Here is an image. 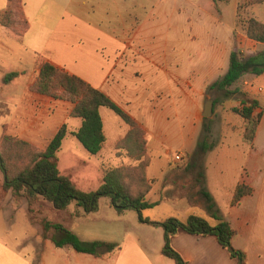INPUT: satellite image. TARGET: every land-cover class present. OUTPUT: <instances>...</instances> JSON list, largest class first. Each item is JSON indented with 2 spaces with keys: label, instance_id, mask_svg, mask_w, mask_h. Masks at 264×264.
Here are the masks:
<instances>
[{
  "label": "rangeland",
  "instance_id": "obj_1",
  "mask_svg": "<svg viewBox=\"0 0 264 264\" xmlns=\"http://www.w3.org/2000/svg\"><path fill=\"white\" fill-rule=\"evenodd\" d=\"M116 1L120 2V0L114 2ZM245 1L240 0L242 5L245 4ZM71 2L72 0H57L56 3L45 0L36 2L28 0L27 13L30 15L32 23L30 25L28 22V30L25 35L26 46L32 45L31 49L39 52L43 47V41L48 37L49 30L52 29L63 10L73 5ZM146 2L148 17L143 27L144 31L141 32L139 38L141 44L145 46L147 56L153 55L156 63L139 58V61L127 66L122 82L128 87H133L132 90L139 92V95L135 97L134 91H132V104L134 103L132 112L136 116L140 115L142 122L150 130L156 129V119L159 120L157 128L160 135L155 150L151 154L152 164L149 169V176L160 178L162 181L169 172L177 173L179 177L176 176L173 179L174 182L172 181L175 187H178L177 191L182 194H194L200 184L194 182L195 176L183 171L187 156L194 150L190 149V145L189 147L183 145V142L186 141L185 135L188 130L187 126L191 121L192 110V106L186 104V93L188 92L189 98H194L199 86H204V84L222 77L228 70L233 47L238 48L242 58H248L262 50L260 47L252 46L247 42L242 25H237V23L238 17L246 21L253 14H255L254 18L264 22V6L255 5L251 9L247 7L240 13L238 9L236 27H234L233 32V27L223 26L221 22L220 10L224 5L220 0H146ZM119 11H123L122 7ZM141 12L143 11L141 10ZM113 16L115 19L116 14ZM85 34H83V44L80 47L70 49V56L66 61L71 63L75 69L97 72V77L100 72V63L93 58L94 48L97 44L110 42L102 39L98 43L92 33ZM72 35L74 37L73 33ZM37 37L39 40H35ZM5 45L8 48L0 46V88L4 89L0 91V137L3 134L27 137L32 133V129L29 127V114L27 112L29 103L27 101L34 93L30 88L36 80L38 72L36 69L32 70L33 56L24 51L21 45L18 46L10 41H7ZM107 51L110 53L112 47H109ZM164 56L167 57L166 61ZM36 57L42 60V56L38 53H36ZM176 61L178 62L175 63ZM20 70L23 73H20ZM136 70L141 73L139 79L133 75ZM16 71H19L17 72L19 73L18 77L7 82L4 81L6 75ZM192 71L195 73L194 77ZM175 74H178L182 79L179 84L174 79ZM187 80L194 82L195 92H191L186 87L185 82ZM134 84L137 86L135 89ZM209 85L211 84H207L205 87L204 100L208 101L214 96L213 114L208 118L209 140L214 143V148L204 156L202 166L204 170L207 169L209 191L216 200L217 209L223 215H227L231 192L230 185L236 182L240 167L246 164L249 171H244L242 176L249 175L251 181H253L252 179L257 180V175L254 174L250 166L251 161L246 156L249 145L242 139L246 121L234 110L247 107L252 101H256L258 104L253 110L252 117L258 123L257 131L259 129L260 140H264V74L255 78L251 75L244 76L232 86L239 92L229 99H224L214 90H209ZM216 100L218 102L214 106ZM60 102L69 105V102ZM101 116L107 140L99 154L90 155L76 139L69 135L63 140L64 142L57 154L61 174L70 178L74 185L83 191L98 189L102 180V165L117 166L120 161V158L115 156L114 142L123 134L120 125L124 126L125 124L119 116L107 108L101 109ZM61 118V115L56 112L52 120L46 123L45 131L49 136L53 134ZM200 121V131L198 130V134H196V144L201 136L204 118L201 117ZM69 125L71 128H78L80 120L70 119ZM196 125L198 124L196 123ZM66 128L69 132L67 125ZM179 151H182L185 160L174 163V156L179 154ZM220 153L227 155L222 161H219L224 169L221 175L215 169L217 168L215 157ZM124 161L130 162L126 158ZM2 182L3 174L0 171V242L26 256L31 264H39L36 258L33 259L32 252L36 247L39 249L40 246L35 237V229L38 233L37 236H40V227L36 225L34 229L30 225L25 213V200L16 202L10 193H2ZM169 182H165V187L173 189ZM156 188L159 191L156 197L165 204L148 210V214L145 215L155 219L177 218V216L183 218L185 213L182 212L187 210V207L178 202L175 192H166L162 182ZM196 199L200 205L205 204L203 196L199 198L197 196ZM109 205V198L102 197L99 201L100 211L89 212L76 219L74 216L70 221L79 225V228L76 229L78 232L82 233L83 230L91 227L94 232L93 237L97 240L122 244L126 235L124 231H121L124 227L129 226L132 221L127 218L126 225L115 222L117 213L113 208H109ZM11 206H15L14 211ZM72 207L73 205L70 208L71 213H73ZM38 208L39 212H42L52 222H63L64 224L68 221L65 211L58 212L47 203L36 205L35 209ZM168 209L171 210L168 211ZM194 210L192 212H195ZM170 211L172 212L169 213ZM134 213V211H129L128 216L135 215ZM68 228L70 229V227ZM116 228L119 229L117 233H111ZM48 243L49 247L55 251L53 244ZM159 243L160 240L153 239V246Z\"/></svg>",
  "mask_w": 264,
  "mask_h": 264
},
{
  "label": "crops",
  "instance_id": "obj_2",
  "mask_svg": "<svg viewBox=\"0 0 264 264\" xmlns=\"http://www.w3.org/2000/svg\"><path fill=\"white\" fill-rule=\"evenodd\" d=\"M27 1L28 0H22V8L27 23L29 22L31 25L32 20L30 15L27 13ZM31 1L36 2L38 0ZM45 1H52L53 3H56L57 0ZM114 1L115 0H72L71 3H73V5H70L68 8L66 7L63 10L61 16L52 26V29L49 30L48 37H46L43 41V47L39 52L33 51L31 49L32 45H29L28 47L26 46L25 35L27 33L28 26L26 31L21 36H18L9 29L0 25V46L8 48V46L5 45L7 41L16 43L18 46L21 45V48H23L24 51L29 52L33 56L32 70L36 69V72L39 71V67L42 63L49 62L70 74L80 77L106 94L119 108L130 115L136 123L144 129L148 140L147 149L150 157V165L147 168V177L156 180L155 185L148 194L147 198L149 202H157L158 205L151 209L142 211L143 218H147L155 222L164 220V218L155 219L149 218L145 215L148 214V210L158 208L160 205L165 204L161 199L156 197L159 192L156 187L162 182L163 189L165 188L164 190H166V192H175V197L178 202L185 204L187 207V210L182 212L183 214L185 213L183 218L177 216L178 219L185 221L192 213L205 218L211 225H216V221L206 212L205 204L200 205L196 199L197 196L198 198L200 196L202 197L200 193L202 188H205L206 191L210 193L207 169H205V180L199 185V188L194 191L195 197L193 193L182 194L180 191H177L178 187H175L174 183H172V181L174 182L173 179H175L177 173L169 172L165 175L162 181L160 178L149 176V169L152 164L151 154L155 150L158 136L160 135L157 128L159 120L154 118L156 119V129L150 130V128L142 122L141 116H136V114L132 112L134 104H132L133 95L136 97L139 95V92L138 90H132L133 87H128L122 82L124 71L127 66L131 63H136L139 61V58H142L147 62L156 63L153 55L147 56L145 46L144 44H141V39L139 38L141 32L144 31L143 27L146 24L148 17V14L146 13L147 2L146 0H120L119 3ZM220 1L224 5L220 10V13L222 14L221 22L223 26L233 27L234 32L240 0ZM253 6H249L250 9ZM121 7L123 9L122 12L119 11ZM7 8L8 0H0V14L6 11ZM130 8L133 9L131 10ZM141 10L143 12H141ZM115 14L116 18L114 19L115 16L113 15ZM254 15L255 14H253V16ZM72 33L74 34V37ZM84 33H86L85 35H87V33H92L98 43H100L102 39L110 42L97 44L94 48L95 53L93 58L100 63V72L97 77V72L93 73L92 71H81L75 69L71 63L66 61L68 56H70V49H73V47H80L83 44ZM245 38L247 39V42L252 44V46H258L264 50V44L249 40L247 37ZM35 40H39V37ZM109 47H112V51L110 53L107 51ZM36 53L42 56V60L36 57ZM163 58L165 61L167 60L166 56ZM177 62L178 61L175 63ZM20 73L23 72L20 70ZM194 74V71H192L193 77ZM133 75L137 79L141 77L139 70H136ZM255 77L257 76H254V78ZM174 79L178 84L182 81L178 74L174 75ZM216 80L208 82L207 84H212ZM207 84L199 86L198 90L195 92L194 82L190 80L185 82L186 87L191 92H195L194 98H189L187 94L188 92L186 93V104L192 106V110L190 114L191 121L187 126L188 130L185 135L186 141L183 142V145H187V147L190 145V149H194L196 145V134H198V130L200 131V120L201 117H203L202 113L206 103L204 96ZM135 88H137L136 84H134V89ZM3 90V88H0V91ZM132 91H134L133 95ZM31 96L32 97L28 98L29 100L27 101L29 103L27 112L29 114V127L32 129V133L27 137H23L21 135L19 137L35 146L43 148L54 136L57 130L63 125H67L69 128L68 135L72 137L70 133L77 130L81 125V121L78 128H71V125H69L70 119H76L69 117L73 104L69 103V105H64V102L62 103L37 93H32ZM260 105L262 104L260 103ZM152 109L154 108L152 107ZM56 112H58L62 118L57 123L53 134L49 136L45 131V125L49 120H52ZM196 123L198 125H196ZM103 128L107 140L104 122ZM120 128H122L123 134L114 142V144L123 138L128 131V126L126 124L124 126L120 125ZM178 153V155L181 156V160H185L182 151H179ZM225 156L227 155L220 153L215 157L217 165V168L215 169L220 175L223 173L224 169L219 161H222ZM246 156H248L249 161H251V169H253L254 174L257 175V180L252 179V193L249 196L244 197L238 205L230 206V201L235 187L241 180L244 171H249L248 166L244 164L238 170V178L236 182L230 185L231 192L228 202L229 211L227 215H223L220 210L219 213L226 221L229 222L230 226L235 231L231 242L232 247L245 254L244 264H264V140H260L259 138V129L256 132L253 142L249 145V150L246 152ZM124 159L125 158H120L117 166L130 164V162L126 163ZM175 162L176 159L174 156V163ZM178 177L179 176H177V178ZM166 181H170L169 183L173 189H167L165 187ZM194 182L197 183L196 178H194ZM2 193L8 194L3 191V188ZM212 198L215 202V198L213 196ZM72 205L73 213L70 211ZM109 208H112L111 205H109ZM11 209L14 211L15 206H11ZM191 209H195V212H192ZM169 210L171 209H168V211ZM57 211L60 212V210ZM64 211L68 220L66 222L68 227H70V230H72L80 239L84 241L97 240V238L93 237L94 232L91 227H88L81 233L76 230L79 228V225L77 223H73L74 221H70L74 216L76 219L86 214L83 210H81V208L77 207L75 203H72ZM98 211H100V208H98ZM128 212L129 211H125L121 214L116 212L117 217L115 222L125 223L126 225L128 219L132 221L130 225L127 226L128 228L124 227L121 231H124V234L126 235L123 243L119 244L116 242L119 245L117 249L99 258L89 254L78 253L70 247L56 248L53 245L55 251L52 250L48 243L50 241H43L41 232L39 234L40 236H37L38 233L35 229L36 225H32L27 217L30 225L35 229V237L38 239L40 245L39 249L36 247L35 250H33V259L36 258L37 261H39V264H174L172 260L166 258L161 252L163 247L162 228L142 223L139 220L137 212L134 211L135 215L129 216ZM171 212L172 211L169 213ZM118 230V228L113 229L111 233H117ZM155 238L160 240V243L153 246L152 243ZM171 245L181 254L187 264H237L236 260L230 257L228 251L220 246L214 236H197L188 234L183 230H179L177 234L172 237ZM0 264H31V262L26 256L21 255L17 251L0 242Z\"/></svg>",
  "mask_w": 264,
  "mask_h": 264
},
{
  "label": "trees",
  "instance_id": "obj_3",
  "mask_svg": "<svg viewBox=\"0 0 264 264\" xmlns=\"http://www.w3.org/2000/svg\"><path fill=\"white\" fill-rule=\"evenodd\" d=\"M215 1V0H214ZM264 5V0H246L238 5L239 13L253 5ZM238 24L242 25L245 36L254 42L264 44V23L250 17L246 21L238 17ZM0 25L14 34L21 36L27 29L28 23L24 17L22 0H8V8L0 14ZM264 73V50L242 58L235 46L231 50L227 72L218 80L209 85L224 99L233 97L239 91L233 89L244 76H260ZM19 76L11 72L4 77L10 81ZM30 90L56 101H65L73 104L69 113L70 118L81 121L80 127L70 134L92 156L99 154L106 141L103 128L101 108H107L119 116L128 126L126 135L114 144L117 158H126L130 164L122 166L102 165L101 184L95 191H83L61 174L59 169L58 152L63 140L68 135L66 125H63L43 147L35 146L19 136L3 134L0 137V171L3 174L2 188L10 193L16 202L25 200L27 217L32 225L41 229L43 241H50L56 248L70 247L78 253L102 257L119 247L111 241H84L80 239L66 223L52 222L39 212L36 205L47 203L54 210L64 211L72 203L85 213L97 212L99 201L108 197L111 207L118 213L135 211L139 220L163 230L162 254L172 260L174 264H187L179 252L171 245L172 237L179 230L197 236H214L220 246L226 249L230 257L237 264H244L245 254L232 247V238L235 231L219 213L216 204L205 188L200 190L205 199V210L216 221L211 225L205 218L189 215L185 221L170 217L162 221H151L142 217V211L158 205L149 202L148 194L153 189L156 180L147 177V168L150 157L147 149L145 131L136 121L119 108L106 94L95 88L80 77L70 74L57 66L44 62L40 65L38 75ZM218 100L214 102V106ZM245 104V103H244ZM257 102L252 101L249 106L235 109L246 121L242 135L243 141L250 145L257 132L258 123L253 119V110ZM210 126L204 118L202 132L197 144L188 156L183 171L195 176L198 184L205 180V170L202 166L204 156L213 150L214 143L210 142ZM252 181L248 176H242L234 189L230 206L238 205L241 200L252 193ZM43 206V205H42Z\"/></svg>",
  "mask_w": 264,
  "mask_h": 264
},
{
  "label": "water",
  "instance_id": "obj_4",
  "mask_svg": "<svg viewBox=\"0 0 264 264\" xmlns=\"http://www.w3.org/2000/svg\"><path fill=\"white\" fill-rule=\"evenodd\" d=\"M213 100H214V96L205 103L204 110L202 113L203 118L205 119L210 118L213 114Z\"/></svg>",
  "mask_w": 264,
  "mask_h": 264
},
{
  "label": "built area",
  "instance_id": "obj_5",
  "mask_svg": "<svg viewBox=\"0 0 264 264\" xmlns=\"http://www.w3.org/2000/svg\"><path fill=\"white\" fill-rule=\"evenodd\" d=\"M175 159H176V161H180V160H181V156H179V155L177 154V155H175Z\"/></svg>",
  "mask_w": 264,
  "mask_h": 264
}]
</instances>
